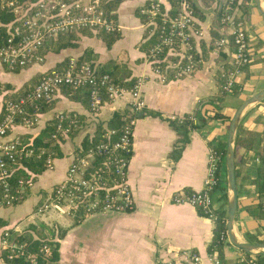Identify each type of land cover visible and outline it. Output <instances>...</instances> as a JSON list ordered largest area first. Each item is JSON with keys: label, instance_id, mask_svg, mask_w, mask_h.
I'll return each instance as SVG.
<instances>
[{"label": "crops", "instance_id": "1", "mask_svg": "<svg viewBox=\"0 0 264 264\" xmlns=\"http://www.w3.org/2000/svg\"><path fill=\"white\" fill-rule=\"evenodd\" d=\"M151 1L167 3V0H124L120 3L116 11L120 37L110 47L93 33L82 36L77 47L48 53L42 66L14 73L0 64V81L16 88L64 59L82 56L100 67L117 63L124 76L143 78L140 93L146 107L139 113L133 130L127 178L134 205L129 212L88 215L59 208L38 213L37 208L52 188L64 180L82 137L92 134L98 125H106L114 112L124 111L130 96L107 102L98 115H92L87 103L60 92L54 96L53 109L42 114L37 127L17 126L13 131V134L34 137L57 111L80 116L76 134L61 141L60 155L55 158L53 168L35 177L29 194L21 203L0 206V218L15 233L26 231L34 238L56 243L57 264H213L207 251L213 236V221L202 216L196 207L174 204L171 198L179 191H198L204 187L209 141L226 140L235 110L248 97L264 90V0H252L244 19L251 61L239 78H242L241 90L237 95H225L220 101L216 97L221 67L230 61L232 52L230 45H216L223 35H231V27L222 25L219 18L224 0H191L197 26L202 32L196 39L201 62L193 73L166 82H161L151 72L141 48L145 35L138 11ZM201 43L205 49L210 45L214 47L203 53L205 49L201 48ZM216 112L225 118H215ZM186 115L194 117L198 127L189 131L188 142L177 151L181 136L169 120L183 119ZM236 134L237 208L231 232L239 241L263 242L264 213L254 210L252 214L249 209L259 203L256 187L259 156L264 155V99L244 110ZM223 178L229 198L226 171ZM215 206L220 208L217 201ZM224 208L227 210V204ZM190 254H195L198 261ZM241 255L242 250L234 246L227 235L222 262L235 264ZM0 264L7 263L0 260Z\"/></svg>", "mask_w": 264, "mask_h": 264}, {"label": "built area", "instance_id": "2", "mask_svg": "<svg viewBox=\"0 0 264 264\" xmlns=\"http://www.w3.org/2000/svg\"><path fill=\"white\" fill-rule=\"evenodd\" d=\"M170 1L175 2V6H172L173 14L167 13L171 8ZM233 3L234 0H224L222 4V21L231 27L233 43L230 68L222 66L220 72V90L225 93L231 91L242 68L251 60L244 19L235 18L236 8ZM5 13L13 15L8 22L0 21V27L5 29L4 33L0 30V64L8 70L42 66L46 60V55L42 53L45 42L64 33L78 30L111 33L120 29L117 19L108 15L99 5V0H37L33 3L0 0V17ZM138 13L145 17V38L154 40L145 56L151 72L161 82L168 81L169 74L172 75L171 79H178L193 73L201 58L195 56L190 39H197L202 32L196 26L191 0H167L166 4L151 1L142 6ZM226 43L224 38L216 41L218 47ZM164 48L174 50L180 56L179 60L159 64V56ZM39 73L42 75L38 81L23 96L2 99L0 93V206L14 205V200L23 198L24 189L28 188L30 191L33 185L32 179L20 177L17 179V186L12 188L11 173L17 167L27 171L20 165H13L20 163L22 157L34 154L32 142L23 143L21 135L13 134L14 129L17 126L26 129L37 127L43 114L38 112L41 107L39 104L54 98L61 89H70V94H73L86 88L88 110L92 115H98L105 103L130 96L124 110L125 121L118 129L105 128L94 148L80 153L79 146L66 170L64 180L52 188L37 212L59 208L88 215L131 211L134 199L127 176L134 126L139 113L146 107L140 93L143 78L137 77L133 86L127 89L115 83L108 74L98 73L89 61L79 60L77 57H70L64 69L52 67ZM28 109L34 110V113H29ZM51 119L55 120V129L50 134V139L56 142H60L59 136L67 138L73 130L80 127L78 116L73 112L57 111ZM191 119L195 120L194 117ZM35 154L37 158L42 155L46 169L53 168L55 151L40 148ZM96 156H101V161L94 166ZM219 160L210 151L204 187L198 191L174 193L172 202L194 206L203 212L204 217L214 221L217 208L211 189L221 179L215 172ZM3 250L8 259L22 258L26 264H52V246L44 243L37 253L29 251L24 242L13 240L7 230L0 235V257ZM190 256L194 261L199 259L195 254ZM209 256L213 264H221L215 254ZM239 261H244L243 255ZM249 264L257 263L252 259Z\"/></svg>", "mask_w": 264, "mask_h": 264}, {"label": "trees", "instance_id": "3", "mask_svg": "<svg viewBox=\"0 0 264 264\" xmlns=\"http://www.w3.org/2000/svg\"><path fill=\"white\" fill-rule=\"evenodd\" d=\"M37 0H20V2H29L33 3L36 2ZM124 0H99V5L108 13V15L111 18H116V11L117 8L119 7L120 3ZM252 0H234V6L236 8V15L235 18L237 20L245 19L250 10V4ZM192 3V1H191ZM175 6V2L170 1L169 5L171 8L168 10V14H173L174 13V8L172 9V6ZM192 7L195 13V8L192 3ZM13 15L10 13H5L2 17H0L1 22H8L9 19L12 18ZM140 18L142 22L144 23L145 17L140 15ZM219 18L220 22L222 25L225 23L222 21V6L220 8L219 12ZM117 19V18H116ZM197 26V23H196ZM198 27V26H197ZM1 32H5L4 27H0ZM96 34L97 38L101 39L106 47H110L112 43H114L119 37L118 32H92L89 30H78V31H72V32H67L62 35H59L55 38H52L48 41L45 42L44 44V49L42 53L44 55H47L48 53H58L63 49L67 48H74L77 47L78 41L82 36H91L92 34ZM229 36V37H228ZM224 36L221 38H224L225 41L227 42L226 45H230L232 48V36L228 35ZM191 43L194 45V52L195 56L198 58H201V54L199 51L196 49V38H191L190 39ZM154 43V40L151 38H145L141 44V48L144 50L145 56L150 48V46ZM202 49H205L204 44H200ZM214 46H209L206 48L204 52L207 50L212 49ZM87 51H85L84 55H86ZM206 54V53H205ZM232 54V52H231ZM78 58V57H77ZM180 56L176 55L174 50H169L168 48H164L163 52L159 56V64L165 65L167 62L170 60L174 61L176 59L179 60ZM68 59L62 60L60 63L55 65L53 68L54 69H64L67 66ZM79 60H86V57L84 58L83 56L81 58H78ZM184 58H182L183 60ZM251 61V60H250ZM249 61V63H250ZM93 66H95L96 70L98 73L102 74H108L112 80L117 83L120 86H123L125 88H130L133 86V84L136 81V77H131L130 74H126L125 76L119 71V65L117 63H114L112 66L108 67H100L99 65H95L94 62L89 61ZM248 63V64H249ZM245 65L242 68V72H245V68L248 66ZM224 67L226 69L230 68V61L226 62ZM6 69V68H5ZM8 70V69H6ZM173 69H169V71H172ZM14 73H17L20 71V69H14V70H8ZM241 72V74H242ZM42 74L38 73L31 78H29L27 81H25L20 87H13L8 83L1 82L0 81V93L2 95V99H16L19 96H23L25 92L33 86L38 79L40 78ZM170 79L172 78V75L169 74ZM241 76V75H240ZM240 78V77H239ZM235 82L234 86L232 87L231 91L228 93L221 92L220 86L222 84V80L220 78V83H219V93L218 96L216 97L217 101L223 99V97L227 94H232V95H237L239 91L241 90V85H242V78ZM61 92L69 96L73 100H79L82 103H87L88 104V90L86 88H83L82 90L76 91L73 94H70V89H61ZM106 99V98H105ZM56 102L55 98L50 99L49 101H43L40 109L38 110L39 113H45L48 112L49 110L53 109L54 104ZM29 113H34V110H27ZM126 111L124 112H114L111 116V118L107 121L106 125H98L95 130L93 131L92 134H85L82 137L81 144H80V153L86 152L90 148H94L97 143H99V140L101 138L102 132L104 131L105 128L108 129H118L122 125V123L125 121V116H126ZM72 113V112H71ZM197 114V113H196ZM78 116V120L80 123V116ZM215 118H225L221 113L216 112L214 114ZM190 115L184 116L183 119H174V120H169L170 125L174 128L175 131L179 133L181 138L179 139V147H177V151H180L181 148L183 147L184 144L188 142V133L190 130L198 127V123H195ZM203 121L202 119H199ZM55 120L51 119L47 122V124L43 127L42 131L34 136H28V135H22L21 136V141L23 143H31V146L34 150V154L29 157H22L20 160V163L15 164L13 166L20 165V167L25 168L27 171H24L22 168L17 167L12 173H11V185L12 188L17 186V179L18 178H24L25 180H34L35 177L42 173L46 168L44 165V159L41 155V158H37L35 155L36 150L40 148H44L48 151H55V157H59L60 155V143L65 139V137L60 138V142H56L52 139H50V134L54 131L55 129ZM238 129V128H237ZM77 130H73L68 137L74 136L76 134ZM237 133V131H236ZM238 135L235 134V139H234V152L236 153V145H237V137ZM237 137V138H236ZM226 140H211L209 141V147L210 151L219 157V162H218V168L215 171L216 175L219 176L221 179L217 182V184L212 186V193H214V198L215 201H217L220 205V208L215 210L216 214V219L213 221V236L210 245L208 246V253L209 254H215L219 260H223V245L225 242V239L227 238V210L224 208V206L227 204L228 201V195H227V185H226V180L223 178V173L226 171L225 165H224V159L226 155ZM79 149V148H77ZM77 149L75 151H77ZM101 161V156H96L93 165L97 166L100 164ZM221 165V168L219 169ZM257 172H258V182H257V193L259 197V203L254 207L249 209V213L254 212L256 210L257 213L263 214L264 213V155L261 154L259 156V164L257 167ZM23 193V198L22 199H17L14 200V205L21 203L29 194V189L25 188ZM5 207V206H4ZM198 209V208H197ZM200 214L203 216V212L198 209ZM79 217V215H78ZM8 231L11 233L13 240L17 242H24L26 248L29 251L37 253L39 248L41 247L42 244H49L52 246V254H51V261L52 264H57V247L56 243L53 242V240H46L42 238H34L32 235H30L28 232L24 231L21 233H15L13 231V228L11 227H6V221L2 218H0V235L4 231ZM264 242V240H263ZM2 256L0 257L1 260L6 262L7 264H26L25 261L22 258H13V259H8L6 258V252L3 250ZM242 254L244 257V261H239L236 260L235 264H249L252 259L257 263V264H264V253H258V254H252L250 252H246L242 250ZM251 260V261H250ZM224 261V260H223ZM221 264H224L222 262Z\"/></svg>", "mask_w": 264, "mask_h": 264}, {"label": "water", "instance_id": "4", "mask_svg": "<svg viewBox=\"0 0 264 264\" xmlns=\"http://www.w3.org/2000/svg\"><path fill=\"white\" fill-rule=\"evenodd\" d=\"M257 2V0H256ZM264 17V12H262ZM264 99V90L257 92L256 94L248 97L244 102L235 110L233 113L227 131L226 138V155L224 159V165L227 173V180L229 184V198L227 201V235L229 241L237 248L250 252L253 254L264 253V242H245L235 239L231 232V225L234 219L235 211L237 208V193L235 187V169H234V150L233 142L235 139V134L238 128L239 121L244 110L254 102Z\"/></svg>", "mask_w": 264, "mask_h": 264}, {"label": "rangeland", "instance_id": "5", "mask_svg": "<svg viewBox=\"0 0 264 264\" xmlns=\"http://www.w3.org/2000/svg\"><path fill=\"white\" fill-rule=\"evenodd\" d=\"M51 57V55H49L48 59ZM79 135V134H78ZM76 140H78V136H76Z\"/></svg>", "mask_w": 264, "mask_h": 264}]
</instances>
